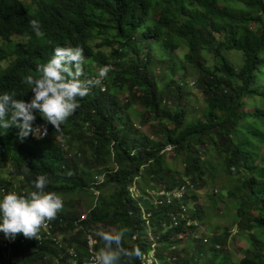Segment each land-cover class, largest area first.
Returning <instances> with one entry per match:
<instances>
[{
	"label": "trees",
	"instance_id": "1",
	"mask_svg": "<svg viewBox=\"0 0 264 264\" xmlns=\"http://www.w3.org/2000/svg\"><path fill=\"white\" fill-rule=\"evenodd\" d=\"M77 44L84 79L108 71L74 113L42 138L14 139L15 126L0 133V169H8L0 190L26 193L46 175L45 191L63 199L46 219L61 240L0 236V264H72L69 249L83 264L87 234L95 250L103 245L98 226H127L122 246L140 248L117 264H264V0H0V92L29 99L38 65L56 46ZM182 188L169 200L161 194ZM200 190L233 222L205 224L197 236L207 218ZM77 195L89 198L84 214ZM145 228L152 242L141 238Z\"/></svg>",
	"mask_w": 264,
	"mask_h": 264
},
{
	"label": "clouds",
	"instance_id": "2",
	"mask_svg": "<svg viewBox=\"0 0 264 264\" xmlns=\"http://www.w3.org/2000/svg\"><path fill=\"white\" fill-rule=\"evenodd\" d=\"M29 26L37 37L44 35L39 20H29ZM83 61L84 50L80 45L56 46L51 56L38 65L39 75L28 77L32 93L29 99L18 98L10 91L0 92V133L15 126L18 138L23 140L30 133L37 138L46 135L48 124L59 129L78 108V98L88 94L90 86L107 74V68L103 67L95 80L84 79ZM37 116L46 123H34ZM47 183V176L39 174L33 181L34 190L26 193L0 190V236L14 240L22 233L26 238H38L45 220L55 217L63 207L61 195L45 191ZM128 231L127 226L110 230L97 227L96 235L103 245L95 251L96 264H117L122 255H142L138 246L130 249L122 246V238Z\"/></svg>",
	"mask_w": 264,
	"mask_h": 264
},
{
	"label": "rangeland",
	"instance_id": "3",
	"mask_svg": "<svg viewBox=\"0 0 264 264\" xmlns=\"http://www.w3.org/2000/svg\"><path fill=\"white\" fill-rule=\"evenodd\" d=\"M230 58L232 59V61L235 60V57H236V53H230L229 54ZM187 82H188V86H187V95L189 96L190 99H192L191 101V105L193 107H197V106H200V103H202V96L201 94H199L196 90H195V85L193 83V75L190 74V72L188 71L187 72ZM17 130V129H16ZM147 127H143V128H140V131L143 132V133H146L147 132ZM17 133L15 134L14 136V139L17 138ZM65 140V139H64ZM63 140V141H64ZM11 142L9 143V146L11 147ZM170 149L169 147L167 148V150ZM174 168H179L181 169V165L177 162H174ZM7 167L4 165L1 167L0 169V175H4V173H7ZM91 177H94V181H98L100 180V177L96 174V173H93V175ZM223 178V176H222ZM213 189V190H212ZM219 189V186H214V187H210L208 190V192H211V191H218ZM211 190V191H210ZM206 190H200L198 191V194L201 196L200 197V200L198 201V203H200V205L202 207H204L206 209V212H207V218H206V221H205V214L203 216V218L200 220V221H197L198 222V229H199V233L197 234V236H200L202 232H205V224H208V226L211 228V229H216V228H223L224 226L230 224L231 222H233V218L231 217V214H227V212L230 213V210H228L226 212V206L223 204V203H218L216 204L217 206H215L214 208L212 207L213 205L208 201V197H207V193L204 192ZM218 193V192H217ZM74 198H72V200H75L74 202H76L77 206H76V210L81 212L82 214H84L85 212V209L87 207V204H88V196H82V195H77V196H73ZM73 202V203H74ZM226 212V213H225ZM232 216L234 217V214H232ZM233 228V232H235V228L234 226L232 227ZM210 230H207V232H209ZM141 235V238L147 240V241H151L152 242V236L150 235V231L148 229H143L140 233ZM247 244V241H246V238L242 237L238 240H236V246L238 248L240 247H245ZM148 261L146 260V263L147 262H150L151 261V255H152V252H149L148 253ZM153 257V256H152ZM233 258H240V254L238 252V250L234 253H233ZM160 264V263H158Z\"/></svg>",
	"mask_w": 264,
	"mask_h": 264
},
{
	"label": "built area",
	"instance_id": "4",
	"mask_svg": "<svg viewBox=\"0 0 264 264\" xmlns=\"http://www.w3.org/2000/svg\"><path fill=\"white\" fill-rule=\"evenodd\" d=\"M31 136L34 138H37V135H35V134H31ZM42 137H39V138H42ZM182 190H183V188L181 190H178L177 192H174V193H170V192L165 191L166 193L161 192V194H164L169 200L170 194H173L174 196L179 197L182 194ZM50 229H51V227H50L49 221L45 220V222L41 225V232L38 233V238H36L39 243L43 242V240H45V239H48L49 236H50L51 240L52 239L53 240H56V239L61 240L60 235L52 237V235L50 234ZM96 244H97L96 239L91 234H87V236H86L87 257H86L85 262H83V264H96L95 256H94L95 251H96L95 250ZM68 253H69L70 260H71L72 264H80L78 262L77 255L75 254L73 249H69Z\"/></svg>",
	"mask_w": 264,
	"mask_h": 264
}]
</instances>
